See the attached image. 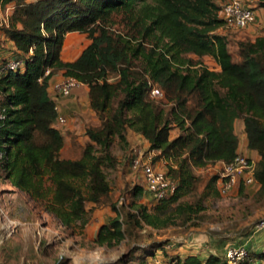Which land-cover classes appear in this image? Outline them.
<instances>
[{
    "label": "trees",
    "instance_id": "1",
    "mask_svg": "<svg viewBox=\"0 0 264 264\" xmlns=\"http://www.w3.org/2000/svg\"><path fill=\"white\" fill-rule=\"evenodd\" d=\"M0 2L16 4L4 32L15 46L12 61L20 62L0 75V178L40 203L62 226L86 225L88 203L110 204L115 213L94 240L108 248L126 239L132 221L153 230L196 225L202 203L181 199L200 187L196 170L230 163L238 155V120L244 122L248 148L260 156L255 180L257 196L264 198V36L242 43L235 60L229 39L218 33L225 28L218 0ZM257 8L264 9V0ZM116 17L124 24L123 32L115 29ZM71 33L86 34L91 42L67 62L62 52ZM192 55L211 57L220 69L211 70ZM59 74L89 88L98 118L86 130L89 141L80 146L79 158L62 156L65 138L56 127L57 102L49 91ZM154 86L163 92L162 100L151 96ZM175 129L179 134L172 137ZM129 131L158 152L154 161L167 163L177 191L153 210L136 205L126 223L110 201L105 168L117 167L111 150L116 139L130 149ZM144 190L136 187L134 195L144 197ZM169 244L149 246L144 253L168 254ZM249 252L264 263V249ZM170 262L228 264L216 254L206 259L176 255Z\"/></svg>",
    "mask_w": 264,
    "mask_h": 264
},
{
    "label": "rangeland",
    "instance_id": "2",
    "mask_svg": "<svg viewBox=\"0 0 264 264\" xmlns=\"http://www.w3.org/2000/svg\"><path fill=\"white\" fill-rule=\"evenodd\" d=\"M226 1L219 0L218 3L221 5ZM258 2L259 0H248V4L255 10ZM15 7V3L0 2V68L5 62L16 59L15 50L4 32ZM115 19L118 23L115 29L123 32L124 24L119 22L121 18ZM261 19L263 22H257L246 30L221 29L218 32L229 39L235 60H239L238 52L242 43L253 42L257 37L264 36V16ZM86 44L83 38L70 37L65 52L70 57H75ZM191 57L211 70L220 69L211 57ZM162 97L154 98L162 100ZM239 134L237 131L238 136ZM111 150L118 163L116 168H105L112 188L110 201L120 208L126 223H129L136 205L143 204L153 210L161 201L155 200L151 204L145 197L134 195L136 187L144 185L141 173L131 169L135 150L123 148L118 139L114 141ZM62 156L79 158L81 148L66 141ZM156 162L158 161H154ZM221 170V167L196 170L195 173L202 179L200 187L181 199L187 203H202L204 211L201 213L202 217L195 222L196 225H173L161 230H145L132 221L127 224L126 239L113 248L94 242L100 225L115 216L110 204L88 203L86 225L79 222L71 227H64L40 203L32 201L8 181L0 178V264H157L156 260H159V264H166L174 259L177 252L184 251L181 250L183 245L190 249L197 248L205 254L223 257L228 246L235 249L244 246L254 251L255 247L264 246V229L257 228L264 220V198L257 196V186L243 184L242 192L238 188L229 195L222 196L218 184ZM216 177L217 180L214 181ZM121 200L123 204L119 203ZM168 240L172 246L167 248L168 254L163 250L156 251L154 256L144 253L149 246L154 248Z\"/></svg>",
    "mask_w": 264,
    "mask_h": 264
},
{
    "label": "built area",
    "instance_id": "3",
    "mask_svg": "<svg viewBox=\"0 0 264 264\" xmlns=\"http://www.w3.org/2000/svg\"><path fill=\"white\" fill-rule=\"evenodd\" d=\"M220 17L225 21L224 29L232 30H246L257 23V13L254 8L248 4V0H227L220 11ZM20 62L11 61L7 66L0 68V75L5 69H17ZM48 73V72H47ZM83 84L75 78H65L63 81L57 83L54 90L57 95L70 96L73 91ZM152 97L163 96L160 88L154 86L151 90ZM59 110L58 106L56 107ZM57 123L65 124L66 119L58 115ZM155 156L153 154L142 153L135 151L131 161V169L135 172L141 173L145 187L151 194L154 195L155 200H162L173 195L177 191V183L173 181L167 172L157 168L154 163ZM219 167V166H218ZM222 168L218 180L219 191L222 196L229 195L237 190L242 184L245 186L256 185L255 170L256 165L249 157L238 153L230 163H220ZM123 204V200L119 201ZM257 228L264 229V220L257 226ZM144 229L152 228L145 226ZM225 258L228 264H264L263 262L250 256L249 250L242 246L240 249L229 247L226 250ZM159 264V260H156ZM166 264H175L168 262Z\"/></svg>",
    "mask_w": 264,
    "mask_h": 264
},
{
    "label": "crops",
    "instance_id": "4",
    "mask_svg": "<svg viewBox=\"0 0 264 264\" xmlns=\"http://www.w3.org/2000/svg\"><path fill=\"white\" fill-rule=\"evenodd\" d=\"M28 2L32 0H27ZM219 1V0H218ZM256 13L258 16L257 22H263L261 19V16H264V9L257 8ZM83 36V37H81ZM72 38H83L87 42V44L80 49L79 53L75 55V57H70V54H67L66 51V44H68V39ZM89 42V43H88ZM90 40L88 39L86 34H80V33H71L67 36L65 40V45L62 52V59L67 62L74 61L79 57V55L82 53V51L90 44ZM10 44L12 48L15 50L14 44L10 41ZM77 48V46H76ZM74 47V49L76 50ZM74 54V53H73ZM17 56V55H16ZM14 59V57H12ZM66 77L62 74L56 75L53 77V79L50 81L49 91L52 95V97L56 100L57 106L59 108L58 114L59 116H62L66 119L65 124H59L56 123V127L61 130L64 138H65V144L66 141L70 142L71 144H75L76 147H80L85 145L89 139L86 136V130L89 125L98 123V118L96 115V112L91 108L90 105V98H89V88L86 85H82L81 87L75 89L73 93L66 97L62 95H57L54 87L57 83L63 81ZM235 131L237 134V131L240 133L238 136L240 140L239 144V150L238 153L243 154L247 157H249L253 162L256 163L260 160V156L256 151L250 150L248 148V141L244 134V122L243 120H238L235 123ZM179 134L178 130H172L171 136L176 137ZM128 140L130 143V149L135 151H141L142 153H148L153 154L156 156L158 154L155 150H150V145L148 141L141 135L129 131L128 133ZM71 158V157H68ZM167 163L165 161H158L155 163V166L165 172H167ZM220 167V163L217 165V167ZM216 167V168H217ZM145 187V183L143 185ZM257 186L258 184L254 185ZM144 197L147 202H151V204L154 203L155 197L153 194L148 192V190L145 187L144 190ZM105 223H102L103 225ZM100 225V226H101ZM169 248H172L171 245L168 246ZM231 247L228 246L226 250ZM196 248V247H195ZM197 249V248H196ZM190 249L187 247V245L181 246V250H184L182 253L177 252V255H179L181 258H184L187 255H197L201 259H206L210 253L205 254L203 251L199 249ZM264 246L255 247L253 249L254 251L263 250ZM158 252H161L160 250Z\"/></svg>",
    "mask_w": 264,
    "mask_h": 264
}]
</instances>
